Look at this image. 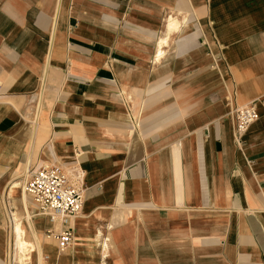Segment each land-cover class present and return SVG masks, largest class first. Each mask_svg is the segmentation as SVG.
Here are the masks:
<instances>
[{
  "label": "crops",
  "instance_id": "obj_1",
  "mask_svg": "<svg viewBox=\"0 0 264 264\" xmlns=\"http://www.w3.org/2000/svg\"><path fill=\"white\" fill-rule=\"evenodd\" d=\"M0 85V264L17 223L33 264H264V0H0ZM52 165L65 252L23 190Z\"/></svg>",
  "mask_w": 264,
  "mask_h": 264
},
{
  "label": "built area",
  "instance_id": "obj_2",
  "mask_svg": "<svg viewBox=\"0 0 264 264\" xmlns=\"http://www.w3.org/2000/svg\"><path fill=\"white\" fill-rule=\"evenodd\" d=\"M234 119L237 139L241 142V138L259 119L256 104L238 108ZM24 180V191L38 212L53 226L46 232V238L55 240L60 252H65L74 242L72 221L84 209V176L76 166L65 168L52 165L28 172ZM50 261L48 256L43 258L44 264H51Z\"/></svg>",
  "mask_w": 264,
  "mask_h": 264
},
{
  "label": "bare ground",
  "instance_id": "obj_3",
  "mask_svg": "<svg viewBox=\"0 0 264 264\" xmlns=\"http://www.w3.org/2000/svg\"><path fill=\"white\" fill-rule=\"evenodd\" d=\"M171 24L173 27L174 26L176 27L177 25L176 20L171 19ZM23 190H24V187H23ZM14 234H15L14 235L15 245H14V251H13L14 258L19 262V264H30L32 260V253L35 251V246L31 242L26 240V234H25V231L23 230L21 223L16 224L15 229H14Z\"/></svg>",
  "mask_w": 264,
  "mask_h": 264
},
{
  "label": "rangeland",
  "instance_id": "obj_4",
  "mask_svg": "<svg viewBox=\"0 0 264 264\" xmlns=\"http://www.w3.org/2000/svg\"><path fill=\"white\" fill-rule=\"evenodd\" d=\"M27 194V193H26ZM27 198H28V195H27ZM29 199V198H28ZM12 259L15 261V263H17L18 264V261H16L15 259H14V256L12 255ZM19 259V258H18ZM34 263V258H33V255H32V263L31 264H33Z\"/></svg>",
  "mask_w": 264,
  "mask_h": 264
}]
</instances>
